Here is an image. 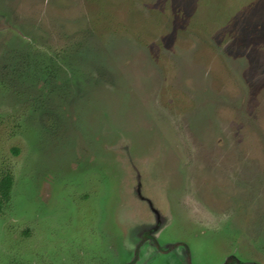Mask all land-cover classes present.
I'll return each mask as SVG.
<instances>
[{"label":"rangeland","instance_id":"rangeland-1","mask_svg":"<svg viewBox=\"0 0 264 264\" xmlns=\"http://www.w3.org/2000/svg\"><path fill=\"white\" fill-rule=\"evenodd\" d=\"M7 174L0 264H264V0H0Z\"/></svg>","mask_w":264,"mask_h":264},{"label":"trees","instance_id":"trees-1","mask_svg":"<svg viewBox=\"0 0 264 264\" xmlns=\"http://www.w3.org/2000/svg\"><path fill=\"white\" fill-rule=\"evenodd\" d=\"M11 187H12V176L10 174H7L1 177V180H0V209H1V205L3 201L9 200ZM1 199H3L2 202H1Z\"/></svg>","mask_w":264,"mask_h":264},{"label":"flooded vegetation","instance_id":"flooded-vegetation-1","mask_svg":"<svg viewBox=\"0 0 264 264\" xmlns=\"http://www.w3.org/2000/svg\"><path fill=\"white\" fill-rule=\"evenodd\" d=\"M148 234H149V236H151V233L150 232H148Z\"/></svg>","mask_w":264,"mask_h":264}]
</instances>
